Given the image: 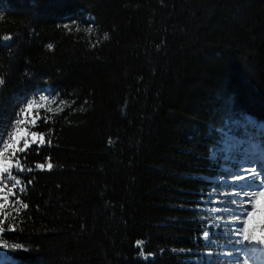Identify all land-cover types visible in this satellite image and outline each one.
<instances>
[{"label": "trees", "instance_id": "1", "mask_svg": "<svg viewBox=\"0 0 264 264\" xmlns=\"http://www.w3.org/2000/svg\"><path fill=\"white\" fill-rule=\"evenodd\" d=\"M0 77L4 140L26 99L56 95L31 128L45 143L16 152L0 255L194 264L224 132L264 123V0H0Z\"/></svg>", "mask_w": 264, "mask_h": 264}, {"label": "rangeland", "instance_id": "2", "mask_svg": "<svg viewBox=\"0 0 264 264\" xmlns=\"http://www.w3.org/2000/svg\"><path fill=\"white\" fill-rule=\"evenodd\" d=\"M46 96L49 99L47 101H40V96ZM37 101L38 107H35L32 112L27 116V122L20 125L21 128H27L29 131H32L33 127L31 121L35 119V123L41 115L42 111H49L55 105L56 95H52L46 91H39L36 94H33L26 100ZM25 103L21 107L23 109ZM20 109V110H21ZM20 112V111H19ZM18 114V113H17ZM25 119V117H18L16 119ZM15 119V120H16ZM15 125L13 123L12 128L9 134L6 136L5 141H8L12 131L14 130ZM253 131V134L259 136L255 139H247L250 136V133ZM222 138V144L220 150L217 152L219 156L217 165L219 166L218 178L214 180L212 189L208 192L207 196V205L205 210V215L210 219L207 225L211 227L210 239L212 243H208L202 233L201 239L202 244L205 245V252H200L193 263L194 264H264V252H254L251 255L244 253H239L238 257L235 253V249L241 247L237 245L235 241L239 239L234 233L231 232L233 227H240L238 224L231 223V214L233 212L239 213L241 211L239 207V201L241 197L233 196L232 193L240 191L236 185L244 184L245 181L240 180L236 181L234 179L235 175L242 174L247 175L243 171L245 168H250L256 166L258 168L260 164L259 148L258 144H264V126L260 123H255L253 118L250 116H244L242 120L232 121L226 131L224 132ZM31 141V137H27ZM261 142V143H260ZM32 144H39L32 143ZM31 144V145H32ZM20 147H23V141H21ZM256 148V149H255ZM0 151H3V145L0 146ZM14 149H9L5 153L3 159L5 161L12 160V152ZM214 156V154H213ZM264 164V163H263ZM14 171V166L12 168ZM264 180V177L260 178ZM260 180L257 181L259 183ZM5 183L11 186V181H5ZM4 185H0L3 187ZM0 196H7L8 200L5 202L3 199H0V204H3L4 207L0 209V220L3 217L4 213L8 212L15 205L14 200L12 199L14 195L11 192H8L7 188L4 193H0ZM246 199V198H245ZM236 200L237 204H233L232 201ZM260 210L257 212L256 216L253 219V226H258L264 224V201L261 202L259 206ZM219 209V211H216ZM260 234L259 232L257 233ZM248 248L259 247L255 245H246ZM233 251L232 256L224 255L225 252ZM0 264H17L11 256L0 255Z\"/></svg>", "mask_w": 264, "mask_h": 264}, {"label": "snow or ice", "instance_id": "3", "mask_svg": "<svg viewBox=\"0 0 264 264\" xmlns=\"http://www.w3.org/2000/svg\"><path fill=\"white\" fill-rule=\"evenodd\" d=\"M67 27V26H65ZM91 32V29H88ZM12 39L11 36H4L3 40H10ZM105 39H107V35H105ZM49 48H52V45H49ZM5 84V80L0 77V87ZM49 98L46 96H40V101H47ZM25 107L18 112V117H25V119L17 118L13 123L15 125L14 130L12 131L8 141L3 139L5 132H0V145H3V151H0V185H4L0 187V193H4L5 189L7 188L8 192H11L15 195V189L18 185H21V180L17 177V175L13 174L12 168L15 166L19 171H24V165L20 163V159L16 157V152L24 153L26 152L32 143L39 142L40 145L45 143V138L43 134L37 133L35 131H29L27 128H21L20 125L27 122V116L32 112L35 107H38L37 101L33 100H26ZM63 109H61L62 111ZM52 111V109H49ZM32 126H35V119L31 121ZM31 137V141L27 139V137ZM21 141H23V147H20ZM49 144L51 141H47ZM14 149L12 152V160L5 161L3 159L6 152L9 149ZM36 151L38 152L39 149L37 148ZM14 161V164H13ZM45 167L44 164H36V168L43 169ZM53 167L51 162L47 163V168L51 170ZM27 171H32V168H27ZM247 175L237 174L235 175L234 179L236 181L243 180L245 181L244 184L236 185L240 189L238 192L232 193L233 196L241 197L239 201V207L241 211L239 213L233 212L231 214V223L238 224L240 227H233L231 232L234 233L239 239L235 241L237 245H241L240 248L235 249V253L238 257L239 253H244L247 255H251L254 252H264V224H260L258 226H253V219L256 216L257 212L260 210L261 202L264 201V180H261V177H264V164H262L260 170L257 169L256 166H252L250 168L243 169ZM260 180L259 183L257 181ZM5 181H11V186L7 185ZM30 183V182H29ZM20 192L23 193L26 189L21 186ZM246 198V199H245ZM0 199H3L7 202V196H0ZM16 203H21L20 200H17ZM233 204H237L236 200L232 201ZM24 209L28 208L27 203H22L21 205ZM4 207L3 204H0V209ZM216 211H219L217 209ZM14 228V225H13ZM9 230H12L11 228ZM5 231L4 228H0V232ZM260 233L259 235L257 233ZM204 239L208 243H212L210 239V233L205 231ZM246 245H255L259 247L248 248ZM8 245H0V247H7ZM137 246H143V242H137ZM14 249H20V244L11 245ZM27 251V249H24ZM141 256H145L143 250L140 253ZM224 255L232 256L233 251L225 252ZM146 258V257H145Z\"/></svg>", "mask_w": 264, "mask_h": 264}, {"label": "bare ground", "instance_id": "4", "mask_svg": "<svg viewBox=\"0 0 264 264\" xmlns=\"http://www.w3.org/2000/svg\"><path fill=\"white\" fill-rule=\"evenodd\" d=\"M247 116H248V115H247ZM251 118H252V117H251ZM253 120H254V119H253ZM254 121H255V120H254ZM255 123L257 124L258 122L255 121ZM260 124L264 126V123L260 122ZM255 138H259V136H257L256 134L254 135V134H253V131H252V132L250 133V136H249L247 139H255ZM255 149H256V148H255ZM261 153H262V152H261ZM259 156H260V157H259L260 164H261V162H262V164H263V163H264V157H261V156H263L262 154H260ZM262 164L259 165L258 168L261 167Z\"/></svg>", "mask_w": 264, "mask_h": 264}, {"label": "water", "instance_id": "5", "mask_svg": "<svg viewBox=\"0 0 264 264\" xmlns=\"http://www.w3.org/2000/svg\"><path fill=\"white\" fill-rule=\"evenodd\" d=\"M9 41H10V40H3V43H4V44H7V43H9Z\"/></svg>", "mask_w": 264, "mask_h": 264}]
</instances>
